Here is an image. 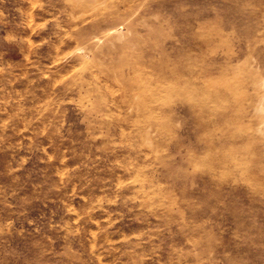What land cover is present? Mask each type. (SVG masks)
I'll return each mask as SVG.
<instances>
[{"label":"rangeland","instance_id":"obj_1","mask_svg":"<svg viewBox=\"0 0 264 264\" xmlns=\"http://www.w3.org/2000/svg\"><path fill=\"white\" fill-rule=\"evenodd\" d=\"M263 78L264 0H0V264H264Z\"/></svg>","mask_w":264,"mask_h":264},{"label":"bare ground","instance_id":"obj_2","mask_svg":"<svg viewBox=\"0 0 264 264\" xmlns=\"http://www.w3.org/2000/svg\"><path fill=\"white\" fill-rule=\"evenodd\" d=\"M115 30H116V29H115ZM80 49H81V48H80ZM263 79H264V78H263ZM262 81H263V80H262ZM261 83H263V82H261ZM262 87H263V86H262ZM262 98H264L263 94H262ZM259 100H260V99H259ZM261 102H262V101L260 100V104H261ZM263 104H264V101H263ZM263 104H262V105H263ZM261 108H262V107H260V109H261ZM256 109H257V108H256ZM262 110H264V108H263ZM262 110H260L259 112H261ZM262 112H264V111H262ZM262 121H263V120H262ZM263 122H264V121H263ZM263 122H262V123H263ZM258 126H259V125H258ZM261 126L263 127V125H261ZM262 127H261L260 129H263V132H264V128H262ZM258 129H259V128H258ZM258 131H260V130H258ZM261 131H262V130H261ZM263 132H262V133H263ZM146 133H147V132H146Z\"/></svg>","mask_w":264,"mask_h":264}]
</instances>
